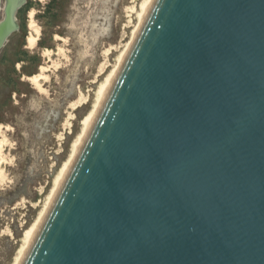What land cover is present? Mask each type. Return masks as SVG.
Returning <instances> with one entry per match:
<instances>
[{
    "label": "water",
    "instance_id": "obj_1",
    "mask_svg": "<svg viewBox=\"0 0 264 264\" xmlns=\"http://www.w3.org/2000/svg\"><path fill=\"white\" fill-rule=\"evenodd\" d=\"M19 264H264V0L153 1Z\"/></svg>",
    "mask_w": 264,
    "mask_h": 264
},
{
    "label": "rangeland",
    "instance_id": "obj_2",
    "mask_svg": "<svg viewBox=\"0 0 264 264\" xmlns=\"http://www.w3.org/2000/svg\"><path fill=\"white\" fill-rule=\"evenodd\" d=\"M29 2L25 14L17 13L18 30L0 49V135L9 159L0 185V264L14 263L92 108L101 75L130 41L142 0ZM3 5L0 0V20ZM30 11L39 29L33 47L26 42ZM42 67L41 92L27 77Z\"/></svg>",
    "mask_w": 264,
    "mask_h": 264
},
{
    "label": "bare ground",
    "instance_id": "obj_3",
    "mask_svg": "<svg viewBox=\"0 0 264 264\" xmlns=\"http://www.w3.org/2000/svg\"><path fill=\"white\" fill-rule=\"evenodd\" d=\"M154 0H142L141 4H140V8L139 11L136 13V18H137V24L134 27V29L131 32V38L130 41L127 43V45L125 46L124 50L118 55L117 57V62L116 65L112 68L111 71H109L108 73H104L103 75H101V77H103L101 79V81L99 82L98 86H97V90L95 92V97H94V103L92 106V108L87 112V114L85 115L82 123H81V130L80 133L76 136L75 140L73 141L72 145L70 146V154L67 158V160L65 162H63L60 170L57 172V174L55 175L53 181H52V188L47 196L46 199V203L45 205L42 207V210H40V213L38 214L37 218L35 221H33V223L26 229V231L24 232L23 236H22V246L20 247L18 254L14 260L13 264H19L24 252L26 251L41 219L43 218L49 204L51 203L53 197L55 196L57 190L59 189L62 181L64 180L69 168L71 167L79 149L80 146L108 92V90L110 89L135 37L137 36L152 4H153ZM33 17V11H30L28 14V18H29V23H28V29H29V35L26 38V42H27V47H33L36 44L37 38L35 37L39 35V29L36 28L35 23L32 20ZM107 53V51H105ZM109 55V54H108ZM102 65V64H101ZM103 67V66H102ZM100 67V68H102ZM105 67V66H104ZM105 69V68H104ZM45 69L42 67L40 68V73H36L33 74L29 77H27V81L32 85V87L36 90V91H43V86H42V82L43 77H42V72ZM103 70V69H102ZM42 73V74H41ZM100 77V78H101ZM99 81V80H98ZM81 95V94H79ZM81 97V96H80ZM79 97V98H80ZM78 98V100H79ZM81 100L84 98H80ZM83 101V100H82ZM80 104V103H79ZM83 105V104H82ZM70 109V107H69ZM76 109V108H75ZM2 129H6V128H2ZM8 130V129H6ZM3 131L0 128V132ZM1 134V133H0ZM2 138V139H1ZM0 185L6 180V166L8 165L9 159L7 157V154L5 153V143H6V138L4 137V135L2 134V136L0 135Z\"/></svg>",
    "mask_w": 264,
    "mask_h": 264
},
{
    "label": "trees",
    "instance_id": "obj_4",
    "mask_svg": "<svg viewBox=\"0 0 264 264\" xmlns=\"http://www.w3.org/2000/svg\"><path fill=\"white\" fill-rule=\"evenodd\" d=\"M54 2L56 1V0H53ZM30 2L29 3H27L24 7H22L19 11H18V14H25L27 11H28V9L30 8ZM24 26H25V24H24ZM23 26V27H24Z\"/></svg>",
    "mask_w": 264,
    "mask_h": 264
}]
</instances>
